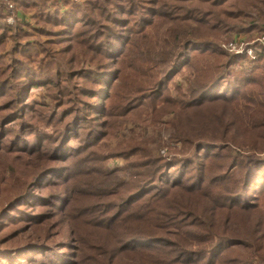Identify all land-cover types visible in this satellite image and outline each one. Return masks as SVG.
I'll list each match as a JSON object with an SVG mask.
<instances>
[{
  "label": "trees",
  "instance_id": "16d2710c",
  "mask_svg": "<svg viewBox=\"0 0 264 264\" xmlns=\"http://www.w3.org/2000/svg\"><path fill=\"white\" fill-rule=\"evenodd\" d=\"M10 4L0 264H264V0Z\"/></svg>",
  "mask_w": 264,
  "mask_h": 264
},
{
  "label": "rangeland",
  "instance_id": "374dc122",
  "mask_svg": "<svg viewBox=\"0 0 264 264\" xmlns=\"http://www.w3.org/2000/svg\"><path fill=\"white\" fill-rule=\"evenodd\" d=\"M69 1L76 2V3H81L84 0H69ZM12 9H13V7H12ZM16 14H17L16 15V18L17 19H15V17H14V11L11 13V15L6 16V18L4 19V22L6 23V25L8 27H14L16 24H18V22L20 23L22 21H23L22 23H25L26 22V23H28L30 25H33V21L31 20V16H32L31 13L25 14L23 12H16ZM10 16L14 17V23L11 24V25L10 24H7V20H8V18H10ZM258 37H260L259 32L253 31L251 33H246V34L239 35V36L236 37V39H234L233 37L227 38V39H225L221 43V46L226 45V44L232 42V40L233 41L242 40L241 43L244 44V46H243V49L244 50H243V53L241 55H237V56H243V55H245L246 57H248V55L246 53H244V51L246 50V48H248L247 45L250 46V41H252L254 39H257ZM40 39L41 40H45L44 37H41ZM54 50H57V49L54 48L53 51ZM227 53H229V52H227ZM248 60L250 61V58L249 57H248ZM31 92H32V95H33L32 97L35 98L36 100H40L45 95V92L43 90H40V89H33ZM239 111L242 113L243 118L246 120L247 119V114L244 111H242L241 109H239ZM168 136H169V131L163 130L161 132L162 141H163V143H165V145L160 150V152H159L160 155H163V156H165V155L171 156L172 155V152H173V149H176V148L179 149V146L178 145L176 146L175 144H172L171 142H168ZM117 140L118 139H113L110 142V145H112V146L115 145L116 142H117ZM173 155H175V154H173ZM109 163H110L111 167H113L115 165H120L121 164V161L119 159H115V160H110Z\"/></svg>",
  "mask_w": 264,
  "mask_h": 264
},
{
  "label": "built area",
  "instance_id": "2783aa9c",
  "mask_svg": "<svg viewBox=\"0 0 264 264\" xmlns=\"http://www.w3.org/2000/svg\"><path fill=\"white\" fill-rule=\"evenodd\" d=\"M2 8L6 9L8 11H11L12 6L10 4V0H0V12H1ZM13 23H14V17L10 16V18H8V20H7V24L11 25ZM241 42H242V40L232 41V42H230L226 45H223L221 47L224 48V50H226L227 52H229V54L237 56V55H241L243 53V50H244L243 49L244 44ZM258 45L264 46V37L260 36L257 39L250 41V46L247 45L248 48H246L244 53H246L248 55L250 60L255 59L256 52H258V49H257Z\"/></svg>",
  "mask_w": 264,
  "mask_h": 264
}]
</instances>
